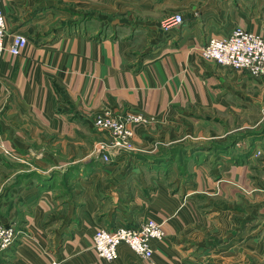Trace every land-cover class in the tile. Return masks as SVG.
Instances as JSON below:
<instances>
[{"label":"crops","instance_id":"1","mask_svg":"<svg viewBox=\"0 0 264 264\" xmlns=\"http://www.w3.org/2000/svg\"><path fill=\"white\" fill-rule=\"evenodd\" d=\"M0 8L3 45L14 34L27 41L18 56L0 57V225L19 231L0 264H264V185L249 184L245 165L229 164L215 182L199 168L190 186L172 188L131 154L102 162L105 135L92 123L104 113L144 118L131 127L136 146L152 120L259 115L264 80L202 60L199 48L236 27L264 37V0H0ZM173 15L182 23L165 27ZM145 219L164 235L150 243L149 261L124 244L112 262L95 256L97 229Z\"/></svg>","mask_w":264,"mask_h":264},{"label":"rangeland","instance_id":"2","mask_svg":"<svg viewBox=\"0 0 264 264\" xmlns=\"http://www.w3.org/2000/svg\"><path fill=\"white\" fill-rule=\"evenodd\" d=\"M247 117L202 114L197 120L191 116L152 120L140 136L141 142L136 146L131 142L116 155L135 156L133 162L140 170L153 171L172 188L190 186L188 182L199 168L215 182L229 164L245 165L252 177L249 184L264 185V110ZM104 138L101 142L108 141ZM20 179L15 178L16 182ZM18 235L19 231L16 238Z\"/></svg>","mask_w":264,"mask_h":264},{"label":"built area","instance_id":"3","mask_svg":"<svg viewBox=\"0 0 264 264\" xmlns=\"http://www.w3.org/2000/svg\"><path fill=\"white\" fill-rule=\"evenodd\" d=\"M181 23V16L173 15L165 22V27L179 26ZM4 30V18L0 8V57L3 52L16 57L26 46V38L14 34L8 47H5ZM199 55L202 60L213 62L224 69L245 72L251 78L264 80V37L260 35L236 27L227 37L209 38L199 48ZM144 122V118L131 114L115 117L104 113L93 118L94 128L108 137V141L99 143L97 148V153L101 154V161L108 163L118 151L129 148L132 142L131 127ZM16 235L17 231L12 226L0 225V253L13 245ZM163 237L161 225L145 219L135 227L97 229L91 236V249L98 259L112 262L117 258V246L124 244L139 259L149 261L153 253L150 243L161 241Z\"/></svg>","mask_w":264,"mask_h":264}]
</instances>
